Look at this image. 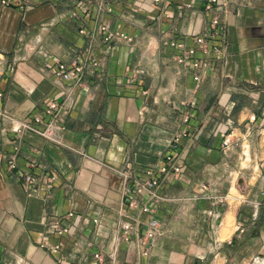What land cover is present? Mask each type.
Segmentation results:
<instances>
[{"label":"crops","instance_id":"crops-1","mask_svg":"<svg viewBox=\"0 0 264 264\" xmlns=\"http://www.w3.org/2000/svg\"><path fill=\"white\" fill-rule=\"evenodd\" d=\"M92 1L109 5L101 20L132 40L106 41L68 0L0 5V109L15 119L0 115V264H264V0H219L212 10L209 0ZM215 14L223 56L201 69L178 63L169 38L193 45ZM77 56L99 67L75 90L65 129L56 127L55 139L18 133L16 120L67 96L47 60ZM178 133L181 171L162 176L157 168ZM150 168L165 200L154 212L161 233L143 255L138 236L151 216L123 193ZM124 221L134 225L129 241Z\"/></svg>","mask_w":264,"mask_h":264},{"label":"built area","instance_id":"built-area-1","mask_svg":"<svg viewBox=\"0 0 264 264\" xmlns=\"http://www.w3.org/2000/svg\"><path fill=\"white\" fill-rule=\"evenodd\" d=\"M37 0H0V5L3 7H17L28 8L33 6ZM172 0H154V3L158 6L166 7ZM183 1V0H182ZM219 0H209L206 5L208 10L213 9V4L218 3ZM70 3L73 16L75 17H89L98 24V29L101 32H105V40L110 41L114 38H123L132 40V37L120 30L110 31L108 26L101 20L103 14L112 11L109 5H106L103 1L94 2L92 0H68ZM180 8L191 7L189 3H181ZM176 31L177 28H174ZM224 25L221 22L220 16L215 14L209 24V29L204 33L194 34L191 36L193 45H188L184 38L171 37L168 40V45L175 49L176 53L174 58L184 66L191 65L194 69H201L209 65V58L215 55L216 58L223 56V50L217 43L220 38L224 39ZM81 33L85 32V29L80 30ZM47 58V57H46ZM46 68H48L54 77L56 83L64 86L67 83L68 93L64 99L52 98L44 109L38 114L23 120H16L18 123L17 132L21 133L23 130H30L36 132L48 139L56 138V127L59 130L65 129V120L70 108V100L74 95L77 88H82L85 84V79L88 75H94L99 67V61L92 59L86 60L82 56H77L70 63H66L60 59L47 60ZM4 71L3 67H0V73ZM193 79L197 84L202 80L200 73H194ZM135 77H131L130 81L133 82ZM3 96V92L0 91V98ZM192 101L184 103L185 115L184 121L188 122L190 119L191 108L193 107ZM0 115L13 121L15 120L6 111L0 109ZM41 127V128H40ZM183 135H186L184 133ZM232 133H228L224 137L223 145L228 147L232 142ZM180 140L181 134L178 133L174 136L173 141L170 144L169 152L163 155V163L157 168L158 173L162 176H166L168 173L173 172L175 174L181 171L180 164L177 163L178 155L180 152ZM16 164L11 163V168H15ZM27 185L33 186L37 183V178L32 175H22ZM126 180L131 179L129 173L124 172ZM50 183H53L56 179V174L48 176ZM162 183V177L155 175L154 169H148L146 176L143 178L134 179L132 184H127L124 189V199L127 201L128 206L131 208H139L142 213H147L151 217L148 221V227L145 233L138 236V244L143 246L141 254L148 255V249L156 237L161 233V223L157 217H155V206L158 202L165 200V197L158 192V188ZM145 199L144 203L138 204V198ZM228 195L224 197L227 199ZM73 213L70 212L69 216ZM97 221V220H95ZM140 223L137 224L139 226ZM134 225L130 221H124L122 223V238L125 241L131 239ZM69 229L67 227L58 229L59 234L67 233ZM60 245H56L57 250ZM96 258H101L102 253L97 251L95 253Z\"/></svg>","mask_w":264,"mask_h":264}]
</instances>
